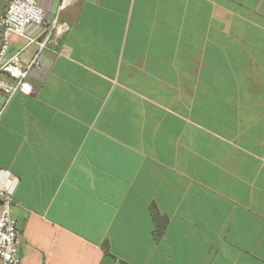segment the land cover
<instances>
[{"label": "crops", "instance_id": "obj_1", "mask_svg": "<svg viewBox=\"0 0 264 264\" xmlns=\"http://www.w3.org/2000/svg\"><path fill=\"white\" fill-rule=\"evenodd\" d=\"M60 18L63 53L0 119L21 264H264V0H73Z\"/></svg>", "mask_w": 264, "mask_h": 264}, {"label": "built area", "instance_id": "obj_2", "mask_svg": "<svg viewBox=\"0 0 264 264\" xmlns=\"http://www.w3.org/2000/svg\"><path fill=\"white\" fill-rule=\"evenodd\" d=\"M5 13L0 18V119L17 94H29L27 78L41 68V57L46 50L63 53L62 39L70 31L60 12L73 0H59L50 19L45 18L43 0H1ZM52 1V0H45ZM35 27L34 35L27 29ZM26 40V46H35L30 58H22V50L10 53L13 38ZM19 178L11 171L0 168V264H21L19 254L20 229L12 216L14 194Z\"/></svg>", "mask_w": 264, "mask_h": 264}, {"label": "trees", "instance_id": "obj_3", "mask_svg": "<svg viewBox=\"0 0 264 264\" xmlns=\"http://www.w3.org/2000/svg\"><path fill=\"white\" fill-rule=\"evenodd\" d=\"M158 225H157V227H158V230H157V232L155 233V235L158 237V236H160V234L162 233V231H163V229H164V226L162 225V224H160V223H157Z\"/></svg>", "mask_w": 264, "mask_h": 264}, {"label": "rangeland", "instance_id": "obj_4", "mask_svg": "<svg viewBox=\"0 0 264 264\" xmlns=\"http://www.w3.org/2000/svg\"><path fill=\"white\" fill-rule=\"evenodd\" d=\"M13 41V40H12ZM12 43V42H11ZM10 53H11V50H10Z\"/></svg>", "mask_w": 264, "mask_h": 264}]
</instances>
